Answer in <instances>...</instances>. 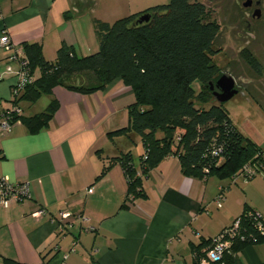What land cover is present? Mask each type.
I'll return each mask as SVG.
<instances>
[{
	"label": "crops",
	"instance_id": "1",
	"mask_svg": "<svg viewBox=\"0 0 264 264\" xmlns=\"http://www.w3.org/2000/svg\"><path fill=\"white\" fill-rule=\"evenodd\" d=\"M98 4L0 0V35L5 30L20 55L30 42L40 44L47 60L55 59L62 43L87 55L98 50V41L93 17L82 15L95 12ZM13 53L0 47V112L11 106L17 80ZM39 75L36 69L34 77ZM51 99L57 105L46 126L32 132L18 121L0 137V175L11 182L28 180L31 186V198L0 207V264H194L195 252L200 255L208 247L202 243L245 207L264 218V194L253 185L264 176L249 181L239 177L235 184L215 176L188 177L174 155L141 174V142L127 146L124 136L107 137L127 126V106L134 100L120 79L84 94L55 86L32 102L20 99L21 115L42 112ZM120 151L134 157L143 197L126 198L119 163L100 176ZM220 188L224 199L218 207L214 199ZM228 264H264V242L238 249Z\"/></svg>",
	"mask_w": 264,
	"mask_h": 264
},
{
	"label": "trees",
	"instance_id": "2",
	"mask_svg": "<svg viewBox=\"0 0 264 264\" xmlns=\"http://www.w3.org/2000/svg\"><path fill=\"white\" fill-rule=\"evenodd\" d=\"M94 28L98 50L87 55H78L72 46L62 43L55 59L47 60L40 44L24 43V57L33 80L23 86L20 96V91L13 95L11 106L21 110L20 99L32 102L49 94L55 86L84 94L120 79L131 88L134 100L127 106V126L107 132V137L113 140L124 136L127 146L141 142V174L147 175L168 155L177 157L183 175L199 179L215 176L231 181L245 165L259 170L264 151L233 125L225 102L212 96L210 82L219 73L213 61L218 25L203 3L169 0L112 23L95 20ZM36 69L40 72L38 77H34ZM195 79L199 82L197 91L192 85ZM195 102L201 105L196 106ZM205 103L210 106L204 108ZM56 105L51 99L42 112L31 116L20 112L12 119L36 132L48 124ZM113 163L120 164L126 177V198L143 197L142 176L137 174L131 152L120 151L111 157L100 176ZM236 220L238 228L231 230ZM220 234L229 246L219 260L210 264H228L238 249L264 242V218L253 208L245 207L231 224L202 243L208 247L200 255L195 252L194 264L199 259L207 260V250Z\"/></svg>",
	"mask_w": 264,
	"mask_h": 264
},
{
	"label": "rangeland",
	"instance_id": "3",
	"mask_svg": "<svg viewBox=\"0 0 264 264\" xmlns=\"http://www.w3.org/2000/svg\"><path fill=\"white\" fill-rule=\"evenodd\" d=\"M203 3L210 10L211 16L220 24V32L215 40V46H221V53L214 57L223 71L232 73L235 76L241 75L244 78L252 79V83L247 85V89H243L244 96L238 94L231 99L225 101V108L231 118L233 125L243 135L255 141L264 151V71L261 75L252 72L249 67L240 60L238 51L242 47V41H238L233 31H240L239 28L230 24L229 9L227 0H195ZM169 0H99L97 10L93 13L87 12L82 16L89 15L95 20L112 23L114 20L130 15L134 12L143 10L147 7L166 4ZM231 32V33H230ZM234 35V34H233ZM259 51V52H258ZM257 51L258 58L264 67V47H260ZM242 80H238L240 83ZM195 90H199V82L197 79L192 82ZM196 106H200L195 102ZM204 108L210 106L209 103L202 105ZM159 136V133L156 134ZM133 154H137L136 150ZM264 160V153H263ZM264 176V161L261 167L253 176L248 177L246 181L253 178ZM240 180L237 181V183ZM236 183V184H237ZM235 184V182L233 183ZM255 189L264 194V181L257 179L253 182Z\"/></svg>",
	"mask_w": 264,
	"mask_h": 264
},
{
	"label": "built area",
	"instance_id": "4",
	"mask_svg": "<svg viewBox=\"0 0 264 264\" xmlns=\"http://www.w3.org/2000/svg\"><path fill=\"white\" fill-rule=\"evenodd\" d=\"M0 47L8 51L11 49L14 50V53L10 55V59L16 60L19 64V67L15 72L17 80L11 89L12 98L14 94L23 89L24 85L32 82L33 76L28 70L27 59L24 55L17 53V47L13 45L5 30H2L0 35ZM20 112V108L13 105L0 112V137L11 132L13 125L18 122L13 120L12 117L14 114H20ZM256 169L257 168L255 166L251 165L243 166V169L238 174L231 177V182H235L239 177L247 179L248 176H253L254 173L257 172ZM223 196V189L220 188V192L214 199V203L218 207L221 206L224 199ZM24 198H31V186L28 180L11 182L5 176L0 175V207H8L13 201H19ZM67 216V213H61L62 218H66ZM236 228H238V220L234 222L231 230ZM90 229L92 228H89V230ZM222 237L223 234H220L213 240L212 246H210L207 250V260H205V262L199 261L195 264H210V262L219 260L223 251L229 246V241L222 239Z\"/></svg>",
	"mask_w": 264,
	"mask_h": 264
},
{
	"label": "flooded vegetation",
	"instance_id": "5",
	"mask_svg": "<svg viewBox=\"0 0 264 264\" xmlns=\"http://www.w3.org/2000/svg\"><path fill=\"white\" fill-rule=\"evenodd\" d=\"M227 1L229 9L228 20L230 24H233L235 27L240 29V31L237 32L233 31L234 35L232 34V37L234 36V38H236L238 41H242V47L238 51L240 60L245 62L252 72L257 73V75H261L264 71V67L263 63L258 58L259 53H257V51L260 49V47H264V0ZM207 11L211 20L215 21L218 25V30L213 40L214 49L216 50V53L213 56V61L219 68V73L217 74V77H215L214 81L210 82L212 96L214 97L215 94L218 96L222 92L221 87L217 85V81L223 74L230 76L233 80L232 89L235 90V92L232 97L238 94L244 96L243 89H247V85L249 86V84L252 83V79H247L246 77L244 78L241 75L235 76L232 73H227L226 71H223L219 63L214 60V57L221 53L222 50L221 46H215V40L220 32V24L215 18L211 16L210 10L207 9ZM238 80L242 81L239 83Z\"/></svg>",
	"mask_w": 264,
	"mask_h": 264
},
{
	"label": "water",
	"instance_id": "6",
	"mask_svg": "<svg viewBox=\"0 0 264 264\" xmlns=\"http://www.w3.org/2000/svg\"><path fill=\"white\" fill-rule=\"evenodd\" d=\"M217 85L221 87L222 92L218 96H216L215 94V100H217L218 102H225L233 96L235 90L232 89L233 80L230 76L223 74L217 81Z\"/></svg>",
	"mask_w": 264,
	"mask_h": 264
}]
</instances>
